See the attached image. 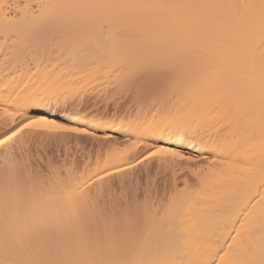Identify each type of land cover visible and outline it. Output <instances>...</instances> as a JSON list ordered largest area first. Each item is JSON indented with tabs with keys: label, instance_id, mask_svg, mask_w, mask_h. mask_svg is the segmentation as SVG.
<instances>
[{
	"label": "snow or ice",
	"instance_id": "obj_1",
	"mask_svg": "<svg viewBox=\"0 0 264 264\" xmlns=\"http://www.w3.org/2000/svg\"><path fill=\"white\" fill-rule=\"evenodd\" d=\"M4 19L29 80L45 71L3 110L0 264H264V193L222 237L195 214L217 164L264 188V0H30Z\"/></svg>",
	"mask_w": 264,
	"mask_h": 264
},
{
	"label": "bare ground",
	"instance_id": "obj_2",
	"mask_svg": "<svg viewBox=\"0 0 264 264\" xmlns=\"http://www.w3.org/2000/svg\"><path fill=\"white\" fill-rule=\"evenodd\" d=\"M29 2L30 0H3L6 6L0 9V124L3 123V110L5 108L9 111L14 110L16 104L22 102L20 98L25 92L31 91L40 85L45 71L44 66L41 65L39 76L29 80L30 68L34 72V65L39 63V61L35 60L30 52L22 48L20 43H13V40L20 39L19 34L22 33L24 26L16 22L9 23L4 19L5 14L14 19L17 6L22 8L23 4ZM8 5L11 7H8ZM65 57L67 58L66 64L71 67L74 62L73 58L68 56L67 53H65ZM52 63H55V59H53ZM44 64H48L47 58L44 59ZM76 75L82 76L79 72ZM18 93L20 94L19 97ZM42 111L50 117L61 120L66 119V113L63 111L57 112L56 108H52L51 110L43 109ZM28 114L29 112H25V116ZM98 131L101 134L103 133V129H99ZM209 132L214 137L216 136V133L212 129H209ZM222 136L223 134H221ZM162 143L170 144L174 143V141L164 140ZM180 147L186 153L196 155L199 145L192 147L185 143L180 145ZM203 155L210 156L209 153H203ZM93 161L94 164L95 160ZM227 167V163L223 165L217 164L212 168L211 172L207 173L210 182L208 198L198 206L195 212L198 218L202 220L201 230L208 235L215 233V236L222 237L226 233V227L233 226L230 220L243 219L241 213L245 210V206H251L252 203L259 201L260 195L264 193V188L255 186L258 181L251 182L250 185L219 183L218 178L214 177L213 173L220 168L227 169ZM257 211H259V205H257ZM226 217L230 219L226 220Z\"/></svg>",
	"mask_w": 264,
	"mask_h": 264
},
{
	"label": "rangeland",
	"instance_id": "obj_3",
	"mask_svg": "<svg viewBox=\"0 0 264 264\" xmlns=\"http://www.w3.org/2000/svg\"><path fill=\"white\" fill-rule=\"evenodd\" d=\"M56 119H58V118H56ZM59 120H61V119H59ZM93 160H95V159H93ZM94 162V161H93Z\"/></svg>",
	"mask_w": 264,
	"mask_h": 264
}]
</instances>
